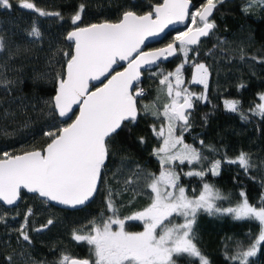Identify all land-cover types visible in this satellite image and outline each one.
Returning <instances> with one entry per match:
<instances>
[{
    "label": "snow or ice",
    "instance_id": "obj_1",
    "mask_svg": "<svg viewBox=\"0 0 264 264\" xmlns=\"http://www.w3.org/2000/svg\"><path fill=\"white\" fill-rule=\"evenodd\" d=\"M225 2L205 0L192 11V0H162L142 15L125 10L117 22L104 21L83 27L79 22L85 5L80 4L70 17L74 27L67 32L65 39L74 47L71 52H64L66 66L63 73L56 74L55 95L43 102L65 119L61 126L53 125L54 130L43 133L48 138L43 148L21 154L0 153V201L14 205L21 190L26 189L61 205L76 207L85 204L98 191L119 130L135 124L141 112L161 121L159 127L156 124L151 126L153 135L161 142L152 153L158 160L160 171L158 175L144 173L137 166L132 175L123 181L124 191L147 195L151 201L143 210L126 218L119 217L114 204V195L120 193L114 194L109 189L106 209L112 215L99 222L90 221L88 226L72 233L75 242L89 246V255L81 258L61 253L54 264H211L196 242L195 225L201 213L228 216L237 222L255 224L258 232L253 234L249 229L246 233L248 243L235 241V249L226 256L232 264H254L250 258L257 257L264 247V191L255 204L250 203L244 191L238 193L239 199L233 203L231 193L224 194L205 182L209 174H220L222 160H210L202 149L207 148L210 153H218L219 150L205 145L203 140L199 141L201 148L184 140V134L192 128L190 110L194 109V101L207 100L211 73L205 63L193 64L191 83L203 86V91L196 94L183 87V71L190 62L189 53L196 52L198 55L195 46L201 44V38L214 34L217 24L211 18L218 6ZM12 7L11 0H0V8L10 10ZM17 7L41 17L63 19L60 12L38 8L34 0H19ZM257 8L264 12V0H244L241 11L250 15ZM186 21H190L186 30L179 31L166 48L152 52L141 50L147 37L158 35L169 25ZM28 35L39 39L41 32L33 24ZM4 51L5 44L0 38V52ZM177 55L182 57V61L174 71L160 73L159 84L163 87L158 92L168 98L163 111L155 103L138 107L137 98L145 95V90L137 87L142 68ZM260 62L264 63V60ZM4 68L0 65V69ZM33 79L35 84L40 85L45 76L38 74ZM93 81L102 86L92 84L90 88ZM14 83L5 71L0 70V87L9 90ZM243 87V84L239 85L238 90ZM258 101L249 111L252 116L264 119V93L258 94ZM223 105L227 111L239 113L241 120H248V115L240 109L241 101L226 99ZM21 106H24L22 101ZM11 115L5 111L0 118ZM140 143H144L143 137ZM223 162L237 165L246 174L255 167L250 155L244 151L234 158L225 157ZM185 164L189 166L188 171L183 168L177 171ZM181 176L199 178L201 187L192 188L189 194L180 182ZM261 188L264 189V182H261ZM218 201H226L229 206L224 207ZM32 215L33 211L29 208L23 223L16 230L18 240L28 245L32 244L28 233L29 217ZM176 217L182 218V222L177 223ZM2 220L3 217H0ZM126 220L141 222L143 231H126ZM52 223L49 219L34 231H42ZM4 259L6 264H13L12 256Z\"/></svg>",
    "mask_w": 264,
    "mask_h": 264
},
{
    "label": "trees",
    "instance_id": "obj_2",
    "mask_svg": "<svg viewBox=\"0 0 264 264\" xmlns=\"http://www.w3.org/2000/svg\"><path fill=\"white\" fill-rule=\"evenodd\" d=\"M162 0H34L42 10L60 12L63 19L55 16L41 17L35 12H28L17 7L19 0H11L10 10L0 8V38L5 44V51L0 52V65H4L7 77L14 84L9 90L0 87V115L7 111L13 115L0 118V153L9 151L21 154L25 151L40 149L46 146L48 138L43 135L54 130L53 125L61 126L55 114L43 102L55 94V77L63 73L67 61L64 52H71V46L65 42L67 32L74 27L70 17L76 12L78 5L84 4L80 26L104 21L117 22L125 10L144 14L152 6ZM194 9L204 0H192ZM244 0H226L214 11L213 17L217 28L213 35L202 39L195 46L198 51L190 52V62L183 71L184 85L196 94L203 90L191 85L193 64L205 63L211 73L208 82L207 100L194 101L191 111L192 128L184 134L185 143L201 148L200 140L205 145H212L218 153H210L203 148L204 155L210 160H222L218 176L205 177L208 182L222 193L233 195V203L239 199L238 193L244 191L250 203L257 199L264 189V119L252 116L249 109L258 103V94L264 93V12L259 8L246 15L241 11ZM36 25L40 32L39 39L28 35L30 28ZM171 35L163 44L173 42ZM215 46V47H214ZM255 57L256 59H253ZM182 57L159 66L164 74L174 71L181 63ZM158 70L143 73V81L137 85L152 95L151 86L159 84L161 75H152ZM44 75L45 80L37 85L34 77ZM245 87L238 90V86ZM150 97V96H149ZM138 107L147 104L145 97H138ZM241 101L240 109L248 120H241L239 113H232L224 108V100ZM23 102V107L21 106ZM142 101V102H141ZM35 105L33 108L32 106ZM150 115L143 112L135 124L122 128L115 137L107 167L102 173L97 194L90 205L78 210L67 211L56 209L38 199L36 195L21 193L19 205L13 209L1 207V214L6 221L0 224V264H6L5 257L12 256L13 264H54L61 253H69L76 257H87L89 246L72 239L74 230L89 225L90 221L99 222L107 219L112 213L106 209V197L111 189L114 195L120 218H126L143 210L151 202L144 194L133 195L124 191L123 181L136 170L137 166L144 173L159 174L160 165L153 149L161 143L152 132V125H158ZM7 133V134H5ZM144 143H140V138ZM241 151L248 153L255 167L246 174L237 165L223 162L224 158H234ZM189 170L188 165H182ZM181 184L185 185L189 194L192 188L199 189L201 182L196 177L181 176ZM141 181V186H143ZM224 207L226 201H218ZM31 208L33 215L29 217L28 233L32 244L18 240L16 231L24 221L26 211ZM51 219L53 223L42 231H34ZM258 232L253 223L237 222L228 216H209L201 213L197 218L195 231L200 250L209 258L211 264H232L226 259L235 249V241L248 243L246 233ZM125 230L139 232L143 225L139 221H126ZM13 231L14 234H10ZM6 234V236H5ZM254 264H264V247L257 257L250 258Z\"/></svg>",
    "mask_w": 264,
    "mask_h": 264
},
{
    "label": "water",
    "instance_id": "obj_3",
    "mask_svg": "<svg viewBox=\"0 0 264 264\" xmlns=\"http://www.w3.org/2000/svg\"><path fill=\"white\" fill-rule=\"evenodd\" d=\"M161 2H162V1H161ZM192 4H193V2H192ZM193 5H194V4H193ZM20 9H21V8H20ZM21 10H24V9H21ZM191 10L194 11V10H195L194 7H193ZM24 11L32 12V11H29V10H24ZM213 14H214V13H213ZM188 24H190V21H186L185 23H176V24H172V25H169L167 28H165L164 31L161 32V33H159L158 35L147 37V38L144 40V43L141 45V50L144 51V52H152V51H155L156 49L166 48L167 45H168L169 43L166 44V45L160 46V47H158V45H159V44H162V42H163L168 36L173 35V34H176V33H178L179 31H184V30H186V27L188 26ZM65 37H66V36H65ZM204 38H205V37H204ZM201 39H203V38H201ZM65 42L71 46V51H72V49H73L74 46L71 44V42L67 41L66 39H65ZM150 46H153V47L150 48ZM174 57H175V56H173V57H169L168 59H161V60L157 61V63H156L155 65L146 66V67L142 68V70H141V71H142V76H141V80H140L139 84H141V82L143 81V73L153 71L155 68H157V67H159V66H162V65H165V64H167V63H169V62H171V61L174 59ZM121 63H125V62H121ZM65 66H66V64H65ZM64 70H65V67H64ZM117 70H122V69H119V68H118ZM92 84H95V85H97V86H102V85L99 84L98 81H93V82H91V84H90V88H91ZM139 84H138V85H139ZM54 95H55V94H54ZM76 112H77V114H78V109H76ZM55 114H56L58 120H59L60 122H63V120H64L65 118H60V117L58 116L57 113H55ZM74 118H75V117L73 116L72 119H74ZM67 122H68V123H71V120H68ZM119 131H120V130H119ZM99 184H100V183H99ZM99 184H98V188H99ZM21 193H25V194H27V195H36V196L38 197L39 200L45 202L46 204H48V205H50V206H52V207H54V208H56V209L67 210V211H78V210H81V209L87 207L88 205H90V204L92 203V201L94 200V198H95V196H96V194H97V193H96V194H95V195H94L89 201H87L85 204H83V205H79V206H76V207H71V206L61 205V204H59V203H57V202H55V201H47V200H45L44 198L39 197L38 194H36V193H30V192H28L26 189H22L21 192H20V194H21ZM20 200H21V196L19 197V199L17 200V202H16L14 205H7V204H4L2 201H0V206L3 207L4 209H8V210H10V209L16 208V207L19 205Z\"/></svg>",
    "mask_w": 264,
    "mask_h": 264
},
{
    "label": "rangeland",
    "instance_id": "obj_4",
    "mask_svg": "<svg viewBox=\"0 0 264 264\" xmlns=\"http://www.w3.org/2000/svg\"><path fill=\"white\" fill-rule=\"evenodd\" d=\"M204 2H205V0H204ZM203 2V3H204ZM19 3V2H18ZM202 3V4H203ZM178 33H176V34H173V35H171V39H174L175 38V36L177 35ZM169 43V42H168ZM151 47H153V46H150V48ZM193 71H194V68H193ZM193 71H192V74H193ZM155 73H157V74H159L160 75V73H163V71L161 70V68L160 67H158V70L156 71L155 70ZM162 76V75H161ZM162 77H160V79H161ZM209 82V81H208ZM190 83H191V81H190ZM191 85H196V86H199V87H201L202 88V90H203V86L202 85H199V84H193V83H191ZM163 86L162 85H160V84H158L156 87H153V86H151L150 87V89L152 90V95H149L150 93H148V92H146L145 91V95L143 96V97H145L147 100H148V105H151V104H153V103H155L156 104V106H157V108L160 110V111H163V105L165 104V103H167L168 102V98H167V96L164 94V93H162V92H158V89H160V88H162ZM183 87H187V86H183ZM188 88V87H187ZM150 96V97H149ZM142 102V101H141ZM151 116V115H150ZM154 120H155V118L153 117V116H151ZM160 124H161V121H159V123H158V125H157V127H159L160 126ZM177 164H178V162H177ZM0 210H1V207H0ZM0 217H3V215L1 214V212H0ZM126 221H130V220H126ZM176 222L177 223H179V222H182V218H180V217H176ZM6 223V221L3 219L2 221H0V224H5ZM114 228L116 227L115 225L113 226ZM143 231V230H142ZM11 233L10 234H14L13 233V231H10ZM5 236H6V234H5Z\"/></svg>",
    "mask_w": 264,
    "mask_h": 264
},
{
    "label": "bare ground",
    "instance_id": "obj_5",
    "mask_svg": "<svg viewBox=\"0 0 264 264\" xmlns=\"http://www.w3.org/2000/svg\"><path fill=\"white\" fill-rule=\"evenodd\" d=\"M163 42H164V41H163ZM163 42H162V44H159L158 47L163 46V45H166V44H163ZM169 43H171V42H169ZM138 117H139V116H138Z\"/></svg>",
    "mask_w": 264,
    "mask_h": 264
},
{
    "label": "flooded vegetation",
    "instance_id": "obj_6",
    "mask_svg": "<svg viewBox=\"0 0 264 264\" xmlns=\"http://www.w3.org/2000/svg\"><path fill=\"white\" fill-rule=\"evenodd\" d=\"M168 44V43H167Z\"/></svg>",
    "mask_w": 264,
    "mask_h": 264
}]
</instances>
